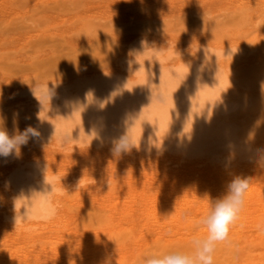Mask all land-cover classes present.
Wrapping results in <instances>:
<instances>
[{
  "label": "rangeland",
  "instance_id": "1",
  "mask_svg": "<svg viewBox=\"0 0 264 264\" xmlns=\"http://www.w3.org/2000/svg\"><path fill=\"white\" fill-rule=\"evenodd\" d=\"M234 1L237 2L238 0H0V128L7 131L10 136L21 134L16 131L15 128L17 120H19L21 114H26L32 107V109H35V103L42 100L37 99L35 100V103H31L32 106H30L31 98L33 97L31 94L38 88L41 89L44 87H40V85L43 84L42 81L44 79H48V85H54L58 89H62L65 88L72 77L77 74L87 71L90 68H101L106 67L107 65L111 66L113 63L116 64V61L121 58L120 55H122L126 50V47H128V40L136 34L142 33L141 36H145L148 40L151 39V36L153 39V36L156 35L154 40L157 41V50L159 52L163 51V53L166 54V49H168L166 46L169 45L170 51L168 50V52L171 54H168V57L170 55L177 57L179 53L177 55L176 52H180V56L186 54L182 51L186 49L185 51L187 52L192 46L191 44L194 42L190 44L189 42L191 40L194 41V39L197 40L209 36H212L210 37L212 40V38L215 37L214 35L220 37L219 33L224 34L226 32L225 34H228L232 33V31H238L239 28H241V32H247L252 29V35L255 33L254 39L257 37L255 40L262 43V46L260 47L264 50V33H262V30H264V16L262 15L264 13H261L262 15L260 14L264 9V0H249V2L247 0H239L241 4H243L242 6H240L241 4L239 1L236 4ZM252 1H256L254 2L255 4L251 3ZM257 1L260 7L258 5L256 6ZM238 4L239 8L236 7ZM249 7H253V11L252 8ZM244 9L246 10L245 13L242 11ZM235 11L238 12L235 13ZM239 13H241L240 15L243 17H240ZM236 15H238L237 17L239 20H236L235 22L234 19H237ZM232 18L233 20H231ZM243 19L249 20L250 22L249 25L245 26L246 28H242L243 24L241 25V20ZM257 21L259 22L258 27L260 30L259 28L258 30L256 28ZM98 22L100 25H98ZM228 22H230L231 25L227 24ZM206 25L207 27L210 25V27L207 28L209 30L207 31L208 34L205 32ZM232 26L234 29L231 28ZM215 27L218 28L216 29ZM249 28L251 29L248 30ZM158 31L161 33H158ZM155 32L157 34H155ZM261 34L262 40L260 37ZM173 36L174 38H172ZM145 37L139 38L144 40L143 38ZM170 38L174 41H170ZM175 39L178 40L175 42ZM213 40H215V38H213ZM242 42H246L245 39ZM260 47H256L257 49L254 48L248 55V60L251 61V59H253L257 63L260 62L255 64L257 65L255 68H258L259 70L263 68L262 62L264 63V51H262ZM245 49H240V47L235 48V52L237 50V52L234 53L235 56L241 55V57H244L246 55ZM239 50H241V52H239ZM259 50H261V52ZM238 52L239 54L237 55ZM163 53L160 52V56H164ZM259 57L263 60L262 62ZM238 58H240V56ZM243 61L238 65H240V68L248 69V62L246 63L245 61V64ZM237 68V70L243 71L239 66ZM241 71H239V73ZM243 72L245 73V71ZM243 72L241 73L243 74ZM226 78L228 77L226 76ZM243 78H241L240 81H242ZM263 80L264 78L261 79L260 82L256 81L258 83V90H262L260 85L263 84ZM239 82L237 83L239 86L237 88L241 91L236 88L234 89L242 94L240 95L238 91H235V93H239L240 97H244L249 101H252V99L254 100L255 97L250 98L249 96H255L253 90H257V86H255L257 83H254L255 89L252 90L253 92L250 91L254 86L251 88V86L248 85L247 89H251L246 93L248 90L243 89L242 91L241 88L247 84L242 85V82L241 84H239ZM243 83H248V81H243ZM249 93L253 94L250 95ZM34 99H32V101H34ZM260 99H263L262 96ZM23 100H25V102H23ZM235 101L237 102V100ZM27 102L29 103V106H26ZM237 103V108L240 110L241 105L239 102ZM233 105L236 106L237 104L233 103ZM235 110L236 107L233 110V112L236 113ZM262 114L253 121L255 123L256 121L259 122L256 125L258 126V130L260 129V126L261 129L260 132L257 130V133H261V136L255 134L256 131L254 130L257 129L255 128V123H250L247 117H243L246 120L244 119L242 122L248 121L247 124H250V127L247 126L248 128H245V126H242L241 131L244 128L245 130L249 129L252 132L254 131L253 137L255 136L257 140H254L256 143L252 140L253 144H250L251 146L247 143L245 146H241L239 151H242V155L247 154L255 157V159L256 157L259 159L262 157L264 158V133H262L264 132V128H262L264 127V111ZM260 116L263 119L260 118ZM20 121H22L21 118ZM242 122L239 124H244ZM252 123L253 127L251 126ZM236 128L241 132L238 123ZM251 128L255 129L252 130ZM252 141L250 142L248 140L250 143H252ZM258 141L261 142L259 143ZM27 144H29V146L24 144L20 147L19 156L13 154L10 156V159H21V161H23V158L31 154L33 157L39 158L42 166H44L45 169L48 168L53 173L51 174L55 175L54 181L56 184L59 183L57 189L60 190V192L58 191L59 193L56 192V194H59L60 200H55L58 202V204H56L57 206L55 205L56 212L47 227L31 226L27 228L28 230L26 228L24 229L26 232H22L24 230H20L19 228H13V230L5 225L6 222L9 223V220L5 218L3 213L2 216V207L0 204V264H125L126 262L122 251L124 249V241H126L128 235L133 232L134 236L138 237L137 235L139 234H137V232L143 224H149L154 227L153 224L155 223L156 227L154 228L164 226V229L169 231L170 225L172 227L174 225L175 227L177 226L173 229L170 227L173 232H168L166 230L167 233H165L173 240L176 238L178 241L180 240V243L176 247L174 246L175 248L172 247L171 250H182L181 252L191 253L193 251L192 240L206 235L203 226L196 228L197 223L194 217L196 216L195 218L199 219L205 215L210 208H207V206H210L211 202H215L217 199L221 198L219 196H223L227 186L233 179L237 177L247 179L248 177V182H251L262 173V171L256 166H251L250 168V165H244L243 163H237L236 161L235 163H237V165H235L233 161L235 160L234 158H222L224 154H215V151L222 150L221 147L219 149L216 148L217 150L215 149L214 153L210 154H212L214 158H221L218 159V161H215L219 164L221 163L222 173L217 170L214 172V170L205 167L204 164H195L197 166L192 165L194 169L191 166H183L184 169H188L186 172L182 169L183 164L181 165L163 157L156 159H139L134 154L128 152L125 153L123 157L120 155L117 157V154H115L117 152L113 150H110L112 153L108 154L109 151L104 152V150L90 152L81 149H69L63 146L55 147L53 145H38L37 147L30 141L27 142ZM113 153L116 157L115 155L113 156ZM238 164L241 165L239 168L242 170L238 169ZM249 169H251V171ZM164 170H166V173H163ZM182 170L184 172H182ZM241 171H243L242 174ZM253 172H255L256 175ZM164 174H167V177ZM184 174L189 178L185 179L186 176ZM144 175H146V178H143ZM159 176H164L166 179L164 177L159 178ZM177 176L180 178L175 179L174 177ZM253 176H255V178H252ZM190 177L193 179L191 178V180ZM212 177L216 179L214 180ZM208 185L210 186L208 187ZM211 187H213V191ZM150 188L153 189V193L150 194V196L148 195L146 197L142 195L143 197H140L143 189L151 190ZM174 188L182 191L184 189H190L191 191H195L197 188L201 189L198 191L200 192L198 195L201 197L197 195V198L199 199L196 197L194 198L195 200H199L200 204H202L201 209H198V211L196 209L197 212L195 209H191V214H181L180 216V213H178L179 209L173 204V201L169 200L171 201L170 205L169 201L165 202L167 198L164 199L163 197L162 199L165 200V204L164 202L159 204L157 198H155V196H157L156 193L159 191L161 192L164 189L168 192ZM216 188L218 189L216 190ZM216 191L221 193L218 194ZM211 192L217 193L214 194V198L213 193ZM207 193L208 195H206ZM202 195L204 197H202ZM216 195L219 196L217 197ZM152 197L153 199L155 198L154 200L152 199L154 202L150 200ZM138 199L141 200V202ZM183 202H185L184 199L180 200V203L184 204L183 206H188V203ZM202 202L205 205H209L205 207ZM157 203L160 207H156ZM168 205L173 206L174 208L169 207ZM155 207L157 209L156 211ZM204 207L206 210H204ZM143 208L145 209V212L143 211ZM172 208L174 210H172ZM244 209L245 207L242 206L237 219L238 221L233 224L234 226H230L233 230L236 227L234 232L236 231L237 233H233V230L230 229L232 232H229L227 240H231L233 237L232 240H238L240 237V239L243 240H246V238L247 240L251 239L254 241L264 240V217L248 218L246 214H243V212H245ZM160 210H163L164 212H161ZM175 212L179 215L177 216ZM194 212H196V215H194ZM172 214L173 217L171 216ZM155 216H160V220H162L160 224L156 222L158 217L156 219ZM168 216L169 218H167ZM3 218L5 223L4 220L1 221ZM162 218L165 220L163 221ZM182 219L185 221L187 219L186 222H182L184 227L180 224V222L183 221ZM178 220L181 221L179 222ZM242 220L244 221V224H242ZM248 221L250 222L249 225ZM134 223L136 225H134ZM166 224L168 228L166 227ZM238 226L239 228H237ZM112 227L114 230H111ZM131 227L133 228L131 229ZM137 227L139 228L137 229ZM198 228H201V230ZM196 229L199 230L197 233ZM17 230H20V232H17ZM238 230H240V232ZM109 232H111V234H109ZM144 232L146 234L145 237H149L150 239H156V235H158L155 233L158 232V230L153 231L154 234L152 235H150V233L148 235L147 231ZM256 232L258 234L262 232V235H257ZM75 234L79 236L78 239ZM173 234L176 235V237ZM237 234H240L241 236L239 235V237ZM256 235L258 237H256ZM252 236L253 238H250ZM82 237H85L84 239L87 238V242L84 239H81ZM157 238L165 239L168 238V236L165 237L164 235L163 237V235H159ZM80 239L81 242H79ZM83 240L85 242H83ZM109 241L112 245L110 247ZM118 244L119 247H117ZM94 251H96V254ZM108 253L113 255L111 256L113 261L112 258H107V256H110ZM116 254L119 256L121 255L123 258L117 255L120 258L119 260ZM101 257L105 258L100 259ZM98 261L101 263H98ZM214 264L216 263L214 262Z\"/></svg>",
  "mask_w": 264,
  "mask_h": 264
},
{
  "label": "bare ground",
  "instance_id": "2",
  "mask_svg": "<svg viewBox=\"0 0 264 264\" xmlns=\"http://www.w3.org/2000/svg\"><path fill=\"white\" fill-rule=\"evenodd\" d=\"M247 1L249 2V0ZM237 2H235V4ZM254 2L256 1H252L251 3ZM242 5L243 4H241L240 6ZM257 5H258V1L256 6ZM236 7L239 8V4L238 6L236 5ZM249 8H252L253 11V7H249ZM242 11L245 13L246 10L244 9ZM263 11L264 9L260 12V14L264 13ZM236 12L238 11H235V13ZM240 14L241 13H239V15ZM237 16L238 15H236V17ZM241 16L242 15H240V17ZM262 16H264V14ZM231 20H233V18ZM234 20L236 22V20L239 19L237 17V19L235 18ZM258 21L256 25L257 30L259 28ZM227 24H230V22H228ZM249 24H250L249 20H245V19L241 20V25L243 26L242 28H246L245 26ZM98 25H100L99 22ZM207 25L205 29L206 33L207 31H209L207 28L210 27V25L209 27H207ZM231 28H233V26ZM250 29L251 28H249L248 30ZM240 30L241 28H239V30L236 32L232 31V33H228V34H225L226 32L224 34H220L218 32L220 37H218V35L217 36L214 35L215 37L213 38H215V40H213V38L212 40L210 39V37L212 36H209L207 38L202 37L201 39H197V40L194 39V41L191 40L189 42L190 44L194 42L193 44H191L192 46L190 45L191 47L187 50V52L185 51L186 49L182 51L184 52V54L186 53L185 55L180 56L181 53L176 52V54L178 55L179 53V55L178 56L176 55L177 57L170 55L171 58L170 56L168 57V54H171L168 52L169 45L166 46L168 48L166 49L167 55L164 54L163 51H160L166 57L162 55L160 56V52L157 50L158 47H156L157 41L154 40L156 35L153 36V39L151 36V39L148 40L146 39L145 36H141L142 33L136 34L135 36L132 34L133 36L127 42L128 47H126V50L124 49L125 51L124 53H122L123 56L120 55L121 58L116 61V64L113 63L114 65L111 64V66L107 65L106 67H101V68H96V67L90 68L87 71L77 74L73 76L72 79L68 82V85L62 89H58L54 85H48L47 84L49 83L48 79H44L42 81L43 84L42 83H41L42 85L39 84L40 87L42 86L44 87L41 89L38 88L36 91H33V93L31 94V96L33 97L31 98L30 106H32L31 103L34 104L35 100L37 99H42L40 100L41 102L36 101L37 103H35V109H32L33 107L32 108L30 107L31 109L29 112H27L26 114H21L20 117L18 116L19 120H17L16 123V127H15L16 131H18L19 133H23L26 129L32 128L34 131L38 132L39 133L38 136L36 137L29 136L27 140V142L29 141L33 142V144L36 145L37 147L38 145H53L55 147L63 146L69 149L71 148L81 149L90 152H97V151L99 152L101 150H104V152L109 151L108 154L112 153L110 150H113L117 152V153L114 152L115 154H117V157L118 155L123 157L125 153L128 152L134 154L139 159L140 158L156 159L163 157L167 160L175 161L176 163H179L181 165L183 164L182 169L185 171L188 169L186 168L184 169L183 166H191L193 168L192 165L197 166L198 164H204L205 167L214 170V172L215 170L221 171V165H220L221 163L220 164L217 163L218 159L221 158L218 159L214 158L213 155L210 154V153H214V150L216 148L219 149L221 147L222 150L215 151V154L217 153H219V155L224 154L225 157L223 155L222 158H227V157H230L232 159L234 158L235 160L233 161L235 165H237V163H243L244 165H250V168L251 166L252 167L256 166L262 171L261 174L259 171L260 175L257 178L253 176L252 178L255 179H253L251 182L250 181L248 182L249 187L244 196V202L242 206L245 207L244 209L245 212H243V214H246L248 218L264 217V158L262 157L261 159H259L258 157H256L255 159V157H252L247 154L242 155L241 154L242 151L241 152L239 151V149H241L240 148L241 146H245L246 143L248 145L253 144V141L257 140L255 136L253 137L254 131H256L255 134H259L261 136V133H257L258 126L256 124L259 122L256 121L255 123L253 121H255L259 117V115H261L264 111V91H262L264 90L263 89L264 80L262 81L263 86L260 85L262 82L259 84L261 86L260 88H262V90L260 89L261 91L258 90L259 89L257 86L258 83L256 82V81L260 82L261 79L264 78V69H263L264 63L262 62L264 59L261 60V58L259 57L260 61L263 64L262 65L263 68L261 67L263 70L262 69L259 70L258 68H255L257 67V65H255L257 62L251 59L252 57L250 58L251 61L248 60L249 58L248 55L249 52L252 51L254 48L257 49L256 47L262 46V43L260 41L255 40L257 39V37L254 39L255 33H253L254 35H252L251 33L252 29L247 32H241ZM262 31H263L262 33H264V30ZM156 32L155 34H157ZM159 32L160 31H158V33ZM139 37H145L143 39L144 40L146 39L147 41L146 40L144 41ZM260 37L262 40V34ZM172 38H174V36ZM244 39L246 42H242L244 41ZM172 40L170 38V41ZM177 40L175 39V42ZM237 47H240V49L246 48L245 49L246 55L244 57H241V55H239L240 58H238L239 56H235L234 53H236L237 50L235 52L234 49ZM260 49L264 51L263 48L260 47ZM261 50L259 51L261 52ZM239 52H241V50H239ZM239 52L237 53V55L239 54ZM257 55L260 56L259 54ZM241 60L242 61L244 60L243 63H245V61L246 63L248 62L247 63L248 69L240 68V65L238 64L242 62ZM237 65L239 66L240 69H243L245 73L241 70H237L238 69ZM239 71L243 72V74L241 72L239 73ZM226 76L228 78H226ZM241 78H243L244 80L242 79V81H240ZM243 81H248V83H243ZM238 82L239 84H241L242 82V85L247 84L246 86H243L244 88L243 87L241 88L242 91L243 89L248 90L246 91V93H248L249 90L254 86V83L255 84L257 83L255 85L257 86L256 88L257 90L256 91L253 90L255 89L254 86V88H252L250 91V92L254 91L255 96L252 95L253 93L251 94L249 93L250 95H252L249 96L250 98L255 97L254 100L252 99V101H249L248 99L239 96L240 93L239 91L241 90L237 88L239 87L237 84ZM248 85L251 86L250 89L249 88L247 89ZM234 88L238 89L239 91ZM235 91L236 92L238 91L239 93L236 94ZM241 94L242 93H240V95ZM261 96L263 99H260ZM32 99H34V101H32ZM235 100H237V102L240 103L241 105L240 110L237 108L238 103ZM23 102H25V100H23ZM233 103L237 105L234 106ZM26 106H29L28 102ZM235 107H236L235 110L236 113L233 112ZM243 117H247L250 123L251 122L255 123L256 125L255 128L257 129L254 130L253 132L249 129L245 130V128L250 127L249 126L250 124H247L248 121L242 122L245 119ZM20 118L22 121H20ZM260 118L262 117L260 116ZM241 122L244 124L240 125L239 123ZM237 123H238V127L240 128L239 129L240 131L242 129V126L243 127L245 126V128L241 132H239L237 130L238 128H236ZM253 123L251 124V126L253 125ZM255 128H251V129L253 130ZM260 129L258 130L259 132ZM248 140L250 142L252 140L253 141L252 143H250L248 142ZM121 141H127L128 146L126 148H122L119 151H117V146L120 144ZM254 142L256 143V141ZM27 145L29 146V144L26 143V146ZM114 153L113 156L115 155ZM235 161L237 163H235ZM239 166L241 165L238 164V169L242 170L239 168ZM183 170L182 172H184ZM249 170L251 171V169ZM165 171L166 170H164L163 173ZM242 172L243 171H241V174ZM51 173L52 172L48 168L45 169L44 166H42L40 159L33 157L32 154L23 158V161H21V159L11 160L10 156L7 158L0 157V198H1L0 204L2 207L1 214L2 213L4 214L5 218L9 220V223L7 222L5 223L4 218L1 219V221L4 220V223L8 228L10 229L19 228L20 230L22 229L24 230L25 228L27 229L28 227L31 226L47 227V225L50 224V222L53 219V215L56 212V208H55L57 206L56 204H58V202H56L57 201L56 199L60 198L58 194L60 190L57 189V185L59 186V183L58 184L55 183L54 181L55 175H52L53 173L52 174ZM253 173L256 175L255 172ZM165 176L167 177V174ZM179 176L174 178L179 179L181 177ZM160 177L162 178L164 176H159V178ZM143 178H146V175H144ZM188 178L189 177L186 176L185 179ZM191 178L192 177H190V179ZM212 179L214 178L212 177ZM248 179L249 178L247 177V180ZM209 186L210 185H208V187ZM213 187H211L212 191H213ZM217 189L218 188H216V190ZM152 190L153 189L151 190L143 189L141 191L140 197L142 195L146 197L148 195L150 196V194L153 193ZM199 190L201 189L197 188L195 191H191L190 189H184L182 191L174 188L171 191L167 192L164 189L161 192L160 191L157 192L156 193L157 196H155V198H157L159 204L165 201L162 199L163 197L164 199L167 198L165 202L169 200L173 201V204L178 207L179 209L178 213H180L181 216V214H187L192 212L191 209H195V211L196 209L197 211L198 209L199 210L201 209L202 204H200V201L197 200L199 199L197 198L198 196L201 197L200 195H198L200 194V192H198ZM56 192L58 193L56 194ZM211 193H213V198H214V194H217L218 192L217 193L211 192ZM203 195L202 197H204ZM206 195H208V193ZM216 196L218 197L219 195ZM195 197L197 198L196 200L194 199ZM152 199L153 197L150 198V200L154 202L153 201L154 199L153 200ZM183 199L186 203H188V206H183L184 204H181L182 202L180 203V200ZM139 201L141 202V200ZM171 201H169V204L171 203ZM159 204L157 203V206L156 205L155 206L158 207ZM207 205L209 204H206L205 207ZM156 207H155V211L157 210ZM169 207H173V206H169ZM205 207L204 210H206ZM208 207L210 206H207V208ZM173 208L172 210H174ZM143 211L145 212V209ZM196 212H194V215H196L195 214ZM178 213L175 212L177 216L179 215ZM166 214L169 215L168 213ZM171 216L173 217V214ZM155 217L157 219L158 216ZM195 217L194 219L197 222L198 219H196ZM167 218H169V216ZM162 219L163 221L165 220L164 218ZM157 220L156 222H158L159 224L162 222V220H160V216L158 217ZM182 220L183 221L180 220L181 222L178 220L180 224H182V222L185 221L184 219ZM249 221H248V225L250 223ZM155 224H153L154 227H156ZM242 224H244V221ZM134 225L136 224L134 223ZM144 225L145 224H143L142 226L144 228L137 227V229L138 228L140 229L139 231L137 230L139 232V233L137 232V234H139L137 235L138 237L134 236L132 232V234L128 235L126 241H124L125 244L122 253L124 255L123 256L124 260L126 262L125 264H141L142 259L146 260L150 258V254L167 253L174 251L171 250V248L174 246L176 247L180 243L179 242L180 240L178 241L177 238L173 240L169 238L168 234L167 235L165 234L167 233L166 232L167 229L165 230L164 229L165 227L163 225H162L163 227H158V228H154L152 227V225L150 226L149 224H146L145 226ZM183 225L184 224H182V226ZM166 227L168 228L167 224ZM170 227L173 229L176 228L177 226L175 227L174 225L172 227L170 225ZM170 227H169L170 231L173 232ZM197 227L198 226H196V228ZM132 228L133 227H131V229ZM237 228H239V226ZM112 229L113 227L111 228V230ZM198 229L201 230V228ZM198 229H196L197 230L196 233L199 231ZM230 229L233 230L232 227ZM20 230L19 231L17 230V232H20ZM156 230H158V232H155L156 234H158L156 235L157 237L159 235L160 236L163 235L164 237L165 235V237L168 236V238L160 239L156 237V239L154 238L150 239L149 237L148 238L145 237L146 234L144 231H147L148 233L147 232L146 233L148 235L149 233L150 235H152L154 234L153 231ZM234 230L233 233H237L236 231L234 232ZM167 231L170 232L169 230ZM204 231L206 232L205 229ZM238 231L240 232V230ZM17 232H16V236H17ZM22 232H26V231L24 230ZM111 232H109V234H111ZM177 234L179 235L178 232ZM237 235L239 236L240 234ZM257 235H262V232L260 234L257 233ZM257 235L256 237H258ZM77 236L78 235H76V238L78 239L79 236L78 237ZM174 236L176 237V235ZM84 238L82 237L81 239ZM240 238L238 240L231 239V240L219 242L214 252V262L216 264H264V240L254 241L251 239L247 240V238L246 240ZM250 238H253V236ZM81 239L79 242H81ZM86 239L84 240L86 241ZM84 240L83 242H85ZM110 243L111 242L109 241V247L112 246ZM117 247H119V244ZM94 253L96 254V251H94ZM118 254H116V256ZM109 255L110 256H107V258L109 259L112 258L111 256L113 255L111 254ZM118 256L117 258L121 257V255L119 257ZM105 257L103 258L101 257L100 259H104ZM98 263L101 262L98 261Z\"/></svg>",
  "mask_w": 264,
  "mask_h": 264
},
{
  "label": "clouds",
  "instance_id": "3",
  "mask_svg": "<svg viewBox=\"0 0 264 264\" xmlns=\"http://www.w3.org/2000/svg\"><path fill=\"white\" fill-rule=\"evenodd\" d=\"M38 135V132L28 128L21 134L10 136L7 131L0 128V157L7 158L13 154L19 156L20 147L27 143L28 137ZM127 146V141H121L117 151ZM248 187L247 179L237 177L230 182L221 198L210 203L207 213L196 222L198 227L203 226L206 235L192 240L191 253L181 251L152 253L150 258L142 259L141 264H214L216 246L219 242L227 240L230 226L239 217Z\"/></svg>",
  "mask_w": 264,
  "mask_h": 264
}]
</instances>
